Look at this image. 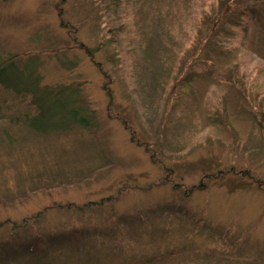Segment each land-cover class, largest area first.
Here are the masks:
<instances>
[{
  "label": "rangeland",
  "instance_id": "1",
  "mask_svg": "<svg viewBox=\"0 0 264 264\" xmlns=\"http://www.w3.org/2000/svg\"><path fill=\"white\" fill-rule=\"evenodd\" d=\"M220 2L0 0L21 83L0 85V242L64 234L44 264H264V0L226 30ZM69 94L94 126L43 132Z\"/></svg>",
  "mask_w": 264,
  "mask_h": 264
},
{
  "label": "trees",
  "instance_id": "2",
  "mask_svg": "<svg viewBox=\"0 0 264 264\" xmlns=\"http://www.w3.org/2000/svg\"><path fill=\"white\" fill-rule=\"evenodd\" d=\"M231 1V6L229 7V0H226V2L221 0V9L222 11L220 12L219 20L218 22L213 23V29H217L218 26L223 27V29L230 28V26H240L242 23L241 21H237L238 13L241 12L243 15H247L249 13H252V11L261 10L259 8H256L257 3L260 0H230ZM247 10V11H246ZM222 54V53H221ZM224 55V53L222 54ZM18 66L15 64L14 60H4L0 62V85L5 86L6 88H14L15 90H18V86H20L21 83L16 82L14 83L12 79H9L7 77V73L9 71H15L18 70ZM18 87V88H17ZM22 87L25 89H22L21 91L27 90L29 91L28 93L33 94V101L35 105H38L39 107V112L41 115L45 112L44 107L42 106V100H46V97H37V92L39 91V85L36 83H33L30 78L24 81ZM28 87V88H27ZM61 89L56 91H52L51 89H47L46 92L47 94H51L53 97L58 94ZM20 91V90H18ZM64 91V89H63ZM36 95V96H35ZM78 97L74 95H68L65 101H61V98H59V103L61 104L62 108L58 111L59 116H67L68 120L71 122H67L65 124L59 125V124H53L49 123L47 128L45 130H42L43 132H47L51 129H56V128H61V129H68L72 125H78L81 127H93L94 126V121L92 119V116L88 113L85 112V107L81 104L78 105H73V103L78 102ZM40 115V116H41ZM39 118V117H38ZM25 123L28 126L37 128L33 125L32 123V118H27L25 120ZM39 129V128H38ZM41 130V129H40ZM64 234H52L49 237L46 238H39V239H34L32 242H21V241H16L14 239H9L7 242H0V261L5 259L10 261L11 264L19 257L21 252H26L23 257H27L29 255L31 256H36L34 259L31 260V264H44V258L41 257L46 251L48 250L50 245L53 244H60L62 241ZM39 243L44 244V250H40L38 246H40ZM38 255V256H37Z\"/></svg>",
  "mask_w": 264,
  "mask_h": 264
}]
</instances>
